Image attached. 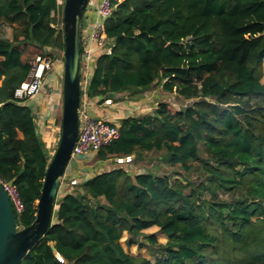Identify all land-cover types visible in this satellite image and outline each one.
Segmentation results:
<instances>
[{"label": "trees", "instance_id": "trees-1", "mask_svg": "<svg viewBox=\"0 0 264 264\" xmlns=\"http://www.w3.org/2000/svg\"><path fill=\"white\" fill-rule=\"evenodd\" d=\"M110 3L86 95L118 100L159 81L192 102L107 121L119 135L96 158L164 150L184 175L120 167L81 179L20 264H264V0ZM45 47L63 51L57 1L0 0V181L23 204L19 227L35 217L50 155L13 92ZM154 226L165 242L144 233ZM123 233L154 258L128 253Z\"/></svg>", "mask_w": 264, "mask_h": 264}, {"label": "water", "instance_id": "water-1", "mask_svg": "<svg viewBox=\"0 0 264 264\" xmlns=\"http://www.w3.org/2000/svg\"><path fill=\"white\" fill-rule=\"evenodd\" d=\"M88 2L89 0H63L62 3L60 134L44 172L40 194L36 200L35 217L29 225L19 227L16 224L14 209L0 181V264H20L52 224L59 183L70 162L79 132L80 27ZM114 95L115 92L108 93L109 97Z\"/></svg>", "mask_w": 264, "mask_h": 264}, {"label": "rangeland", "instance_id": "rangeland-1", "mask_svg": "<svg viewBox=\"0 0 264 264\" xmlns=\"http://www.w3.org/2000/svg\"><path fill=\"white\" fill-rule=\"evenodd\" d=\"M106 45V44H105ZM107 47V46H106ZM60 57H62V51H60ZM262 73L264 79V62L262 65ZM117 105L120 107V112L123 111L124 116H138L144 113H149L153 110V107L160 101H165L168 104V107L172 110L178 109L180 107L186 106L192 102L191 99H184L179 96L176 91H166L162 88L159 81L152 84L150 87L141 90L139 92L133 93H122L120 99L116 100ZM105 103L111 105L113 102L110 99H105ZM60 106H61V97H60ZM58 122L60 125V108L58 111ZM60 131L55 135V139L51 142L50 151L53 153L59 138ZM49 156V159L51 157ZM165 151L164 150H151V151H141L133 158H113L109 157L106 160H98L96 158V154H93L85 159L82 165V169H80V177L68 178V172L64 174L62 179V184L58 188L57 198L61 196L65 191L71 190L75 187V183L71 184V179H74L76 183H78L81 179L88 178L95 173L110 171L116 168H122L130 175H133L136 172H145L152 171L154 173H172L179 172L180 175H184V172L181 171L176 166H171L166 161ZM196 173L191 172L189 177L191 179H196ZM72 185V186H70ZM71 188V189H70ZM223 196V197H222ZM220 197L224 198L225 196L220 194ZM144 233H153L157 237L159 242H165L166 237L154 226L144 230ZM127 234L123 233L120 239L124 249L128 251V253L132 255H141L153 259L154 257L149 253L147 247H137L136 245H132L130 247H126L125 239Z\"/></svg>", "mask_w": 264, "mask_h": 264}, {"label": "built area", "instance_id": "built-area-1", "mask_svg": "<svg viewBox=\"0 0 264 264\" xmlns=\"http://www.w3.org/2000/svg\"><path fill=\"white\" fill-rule=\"evenodd\" d=\"M56 1L58 11L60 12L61 16L63 0ZM95 9L99 20L93 23L89 37L93 40H97L101 44H105L106 40L103 33V21L109 16L112 9L110 0H98ZM80 53L81 100L79 108V132L77 140L72 148L70 162L81 156H85L90 153H96L103 145L107 144L112 139L117 138L119 135L117 126L103 119L91 118L86 112L85 102H83V99L87 98L86 85L88 84V78L86 72L88 71L89 67L90 51L89 49L82 47V51H80ZM51 54V48L45 47L43 53L35 55L29 61L30 69L27 78L14 89V98L18 100H27L42 91L46 74L53 68L55 61L57 60V56ZM83 74L84 77H82ZM62 179L63 177L60 180L59 187L62 184ZM70 182L71 184L76 183L74 179H71ZM2 185L8 194L13 209L16 212H20L23 208V204L19 198L16 188L12 184L6 182L2 183Z\"/></svg>", "mask_w": 264, "mask_h": 264}, {"label": "crops", "instance_id": "crops-1", "mask_svg": "<svg viewBox=\"0 0 264 264\" xmlns=\"http://www.w3.org/2000/svg\"><path fill=\"white\" fill-rule=\"evenodd\" d=\"M97 2L98 0H89L84 10L80 27V46L87 48L90 51L89 67L86 72L88 79L96 57L103 51H107V47L105 45L106 42L105 44H101L97 40H93L89 37L93 23L99 20L95 9ZM62 68V57L57 56V60L55 61L53 68L46 74L42 91L25 101V103L31 107L32 112L35 115L37 134L42 140L49 155L51 154L49 149L51 146L50 144L54 141L55 135L60 131L58 111L60 108ZM82 77H84V74ZM117 97V93L112 97L107 96L105 99H110L113 102L111 105H108V103L104 102L105 99L102 102H99V97L92 98L87 96V98L83 99V102H85V109L88 116L94 119H103L111 122L118 121L120 118L124 117L125 114L123 111L120 112L121 109L119 105H117V102L119 101H116ZM93 154L95 153H90L72 160L67 165L65 170L66 173L69 169L67 177H80L79 174L81 171L80 169H82L83 162L86 158Z\"/></svg>", "mask_w": 264, "mask_h": 264}]
</instances>
